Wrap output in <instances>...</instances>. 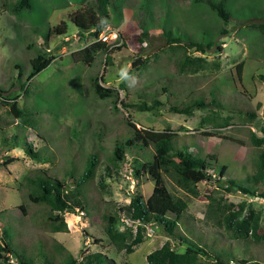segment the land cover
<instances>
[{
	"label": "rangeland",
	"instance_id": "obj_1",
	"mask_svg": "<svg viewBox=\"0 0 264 264\" xmlns=\"http://www.w3.org/2000/svg\"><path fill=\"white\" fill-rule=\"evenodd\" d=\"M16 1L0 0V88L6 91L0 94H19L18 105L25 109L30 125L18 122L7 112L9 106L0 102V211L5 210L0 215L1 244L3 238H11L19 254L43 260L48 254H56L62 245L77 259L98 251L116 264H148L146 255L168 239L161 228L146 226L144 241L125 254L106 238L100 223L106 207L117 210L118 205L129 202L134 191L144 198L152 192V181L140 177L137 182L130 174L133 158H139L134 151H126L117 173L112 170L110 176H105L106 189L97 186L98 175H104V167H97L95 178L85 191L83 203L87 212L65 211L66 231L50 232L44 226L48 210L41 203L28 200L23 177L29 171L42 169L61 178L65 168L75 167L77 178L87 152L96 145L106 165L105 159L112 152L115 136L123 132L127 115L139 128L161 131L169 127L177 133L175 148L186 149L196 157L208 158V154H213L208 162L217 167L225 165L234 178L250 171L252 159L264 148V33L257 27L264 22V0H224L225 9L231 14L226 26L206 1L112 0L100 34L116 32L124 46L110 52V63L104 62L103 50L93 55L91 63L73 60L72 52L95 39L89 31L80 32L70 17L93 0H30L29 9L15 12ZM62 21L68 29L60 35L52 28ZM222 27L227 29L225 34L218 32ZM162 29L180 40L175 43L178 47L164 42ZM188 41L213 46L201 54L184 46ZM218 46L220 49L216 50ZM38 49L48 51L52 61L27 81L30 60ZM186 54L203 55L208 61L190 78L183 70ZM137 57L148 58L144 67L132 65ZM240 62L241 78L236 71ZM122 71L126 73L124 77ZM93 74L103 77L99 80L103 86L118 89L119 98L125 103L142 99L150 103L149 92L155 93L163 104L142 112L125 108L120 102L114 107L109 99L98 98L88 87ZM201 98L211 102V107L195 109L191 115L168 111L167 103L184 106ZM207 115L228 125L215 129L211 123H201ZM98 132L102 134L101 140L97 138ZM13 135H17L16 139ZM26 142L37 152L36 158L25 151ZM10 158L15 160L3 164ZM212 172L217 175L218 171L214 168ZM40 177L45 174L37 175V180ZM165 180L169 191L185 199L188 205L178 226L180 232L194 233L196 241L209 246L229 249L234 264L250 256L260 259L263 242L245 247L214 219L206 218L205 211L207 195L220 199L222 204H244L243 213L250 209L261 211L263 228L258 234L264 241L263 197L225 190L226 177L223 182L200 181L195 197L184 193L171 178ZM64 183L73 185L69 176ZM124 221L127 225L118 227H128L134 233L136 224ZM3 231L7 232V239ZM169 240L175 250L185 248L176 238ZM5 255L0 250V256ZM42 261L37 259L35 263L43 264Z\"/></svg>",
	"mask_w": 264,
	"mask_h": 264
},
{
	"label": "trees",
	"instance_id": "obj_2",
	"mask_svg": "<svg viewBox=\"0 0 264 264\" xmlns=\"http://www.w3.org/2000/svg\"><path fill=\"white\" fill-rule=\"evenodd\" d=\"M200 1H206L211 10L217 14L226 26L228 20L231 19V14L225 9L224 0H190L191 3ZM112 2V0H93L87 2L84 9L76 10L70 17V21L80 32L89 31V35L95 39L89 45L72 52V56H74L73 60L91 63L93 55L103 50L106 52L104 62L110 63V52L124 46L123 41L120 44H116L119 41L118 39L116 42L108 44L98 38L101 30L106 26L105 18ZM30 5V0H17L13 9L15 12H19L23 9H29ZM257 27L259 31L264 33V22L258 24ZM52 29L61 35L67 33L68 28L66 23L62 21ZM218 32L225 34L227 29L226 27H222ZM161 34L164 37V42L170 47L179 46L175 43H178L180 40L177 37H171L167 29H162ZM120 38L122 39L119 34ZM212 44L188 41L184 46L205 54V51L212 48ZM219 49L220 46L216 50ZM47 52L45 49H38L34 57L31 58V69L29 75L26 77L27 81L51 63L52 57L48 56ZM147 59V57H137L132 60V65L144 67ZM206 62L208 61L203 55L189 56L186 54L182 60V63L186 64L183 69L186 77L195 76L192 73L199 71L198 69L202 70ZM242 64L240 62L236 65L237 75L240 78ZM102 79L101 75L93 74L92 77H89L88 87L91 88L98 98L109 99L111 105L114 107H116L117 102H120L125 108L131 107L136 111L142 112L152 111L163 104L155 93L153 96L149 92L147 96L151 100L150 103L146 99L135 103H125L119 98L118 89L103 86L99 81ZM161 91L166 92V89L162 88ZM0 92L6 91L0 88ZM7 95L9 97H6ZM7 95L3 96L0 94V102L9 106L7 112L12 114L21 124L29 126L30 121L27 119L25 109L18 105L19 94L9 93ZM167 105L169 112L191 115L195 109L210 108L211 102H207L201 98L184 106L173 103H167ZM204 122L211 123L215 129L228 125V123L216 122L209 115L201 119V123ZM123 125V132L115 136L112 152L105 159L106 165H103L100 159L99 146L96 145L87 152L81 166V174L77 178L74 176L75 167L65 168L61 178L57 175H51L42 169L29 171L24 175L22 186L24 185L28 190L26 194L28 200L33 203H41L43 208L48 210L44 226H48L50 232L66 231L67 225L63 217L65 211L77 212V210H80L83 212L85 210L87 212L83 200L85 201L86 198L85 191L88 189V183L95 178L97 167H104V175H98L97 186L98 188L106 189L105 176H110L112 170H115L117 173L120 162L125 160L126 151L132 150L139 158H133L132 164H130V174L135 177L134 179L137 182H140V177H142V180L152 181L153 188L150 195L146 198L139 191H134L129 195L128 203L118 205L117 210L106 207L101 213L100 223L103 233L112 245L117 250L129 254L135 250L137 245L144 241L146 226L153 225L161 228L168 239L160 247L146 255L148 264H234L229 249H221L215 244V247L209 246L206 242L196 241L194 233L188 235L179 231V223L182 221L184 211L188 205L185 199L169 191L166 186L165 177L171 178L179 189L193 197L199 194L197 184L200 181L216 182L218 180V182H223L224 177H226L228 184L225 185V190H239L243 194L264 198V148L252 159L251 170L241 173L238 176L239 178H234L229 175L225 165L217 167L208 162V160L214 158L213 154H208V158L207 156L205 158L196 157L186 151V149L175 148L173 142L177 133L169 127L161 131L139 128L129 120L128 115L125 116ZM16 136L13 135L12 138L16 139ZM97 136L101 140L102 134L98 132ZM252 136H255L254 132H252ZM24 149L30 157H37V152L34 151L31 144L26 142ZM14 160V158H10L8 161L3 162V164ZM0 164L2 163L0 162ZM214 168L218 171L217 175L212 172ZM41 174H45V177H40L37 180V175ZM66 176H69V179L73 181L72 187L64 183ZM207 197L209 201L206 204V218L214 219L216 224L223 227L232 237L240 239L245 247L258 244L260 241L264 244V241L259 239L258 234L263 228L261 211L250 209L248 212L243 213L244 204H222L220 203V199H216L211 195H207ZM19 207L23 213H26L22 205ZM2 212H5V210L0 211V215H2ZM125 219L130 223L136 224L134 233L128 227H118L119 224L127 225V222H123ZM3 234L6 239L9 237L6 231H3ZM170 238H176L185 248L182 251L175 250L169 240ZM13 245L14 242L11 238L8 240H4L3 238V243L1 244L0 242V250L6 254L4 257L0 256L3 258L0 264H36L37 259L39 261L43 260L42 257H28L19 254V251ZM61 247V249L57 250L56 254L54 252L48 254L45 260L42 261L43 264H116L113 259L98 251L87 253L80 259H77L69 251L65 250V247L62 245ZM12 257L15 259L14 263H12ZM260 259L258 260L253 256L241 258L240 264H264V251Z\"/></svg>",
	"mask_w": 264,
	"mask_h": 264
},
{
	"label": "built area",
	"instance_id": "obj_3",
	"mask_svg": "<svg viewBox=\"0 0 264 264\" xmlns=\"http://www.w3.org/2000/svg\"><path fill=\"white\" fill-rule=\"evenodd\" d=\"M99 39L105 41L108 44L114 43L119 40L116 44H120L122 39H119V35L116 32L107 31L106 33L99 34Z\"/></svg>",
	"mask_w": 264,
	"mask_h": 264
},
{
	"label": "clouds",
	"instance_id": "obj_4",
	"mask_svg": "<svg viewBox=\"0 0 264 264\" xmlns=\"http://www.w3.org/2000/svg\"><path fill=\"white\" fill-rule=\"evenodd\" d=\"M126 73L124 71L121 72V76L124 77Z\"/></svg>",
	"mask_w": 264,
	"mask_h": 264
}]
</instances>
